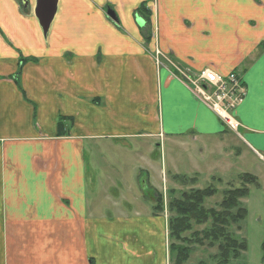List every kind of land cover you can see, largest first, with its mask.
<instances>
[{
    "label": "crops",
    "instance_id": "crops-1",
    "mask_svg": "<svg viewBox=\"0 0 264 264\" xmlns=\"http://www.w3.org/2000/svg\"><path fill=\"white\" fill-rule=\"evenodd\" d=\"M155 49L194 78L238 75L236 132ZM226 135L264 160V0H0V264H168L166 217L120 208L158 188L112 175L151 141Z\"/></svg>",
    "mask_w": 264,
    "mask_h": 264
},
{
    "label": "rangeland",
    "instance_id": "rangeland-1",
    "mask_svg": "<svg viewBox=\"0 0 264 264\" xmlns=\"http://www.w3.org/2000/svg\"><path fill=\"white\" fill-rule=\"evenodd\" d=\"M156 51L176 64L169 55L163 54L158 49L151 53L154 61ZM156 65L168 69L174 76L178 74L163 57H159V64L156 63ZM179 69L183 68L179 67ZM227 130L234 132L229 128ZM150 145L152 156H148L145 149L139 151V156L128 154L126 159L124 157L123 169L118 168L116 177L113 174L112 178L114 181L122 179L121 183L125 190L130 184L137 189L135 177L139 170L146 171L142 174L141 182H146L148 177L149 184L158 188V193L163 197L162 215L166 217V220L169 217L168 202L172 198H178L181 192H188L191 188L202 190L212 186L215 189V195L207 199L204 206L215 208L222 201L226 190L240 187V176L249 174L256 178L258 186L248 185V196L241 200L242 206L247 211L245 219L238 228L236 225H232L227 229L237 239L245 241L247 246L246 251L238 259H232L229 264H264V160L250 153L237 138L228 135L222 136L216 141L199 139L196 142H191L189 138H186L183 146L172 143V141L159 143L158 140L151 141ZM153 155H156L155 158H152ZM145 158L149 160L151 169L148 163L144 162ZM174 176H183L188 180L194 179V182L188 181L189 184L181 186L173 180ZM115 190L117 191V189ZM133 190L131 192L127 190L129 192L127 194L131 195V199L128 201L130 204L122 205L120 208L125 213H131L134 209H139L140 206L142 211H146L148 207L152 209L154 203L146 202L145 204L144 201L147 199L140 200L141 205H138L133 196L135 193ZM135 194L137 195V193ZM112 206L111 202L103 204L104 208L114 213L116 210ZM203 228V226H194L192 232L201 231ZM188 234L185 236L189 237ZM216 253V247L206 249L193 246V253L185 264H198L199 262L216 264V261L212 260V256Z\"/></svg>",
    "mask_w": 264,
    "mask_h": 264
},
{
    "label": "trees",
    "instance_id": "trees-1",
    "mask_svg": "<svg viewBox=\"0 0 264 264\" xmlns=\"http://www.w3.org/2000/svg\"><path fill=\"white\" fill-rule=\"evenodd\" d=\"M138 15L144 23H148L149 13L143 7L139 8ZM59 124L58 134L63 135L61 122ZM173 180L181 186L188 181L194 182V179L188 180L183 176H174ZM239 180L240 187L226 190L222 201L215 208L204 206L205 201L215 195V189L212 186L202 190L191 188L168 202L169 217L166 220L168 264H185L193 253V246L206 249L216 247L217 253L212 256L216 264H229L232 259H238L246 251L245 241L237 239L227 229L232 225L238 228L245 219L247 211L242 206L241 200L248 196V185L258 186V184L256 178L249 174L240 176ZM148 193L147 190L144 198L149 197ZM152 193L155 196L152 212L155 215H161L163 197L158 192ZM194 226L204 228L201 231L192 232ZM187 233L189 237L185 236Z\"/></svg>",
    "mask_w": 264,
    "mask_h": 264
},
{
    "label": "built area",
    "instance_id": "built-area-1",
    "mask_svg": "<svg viewBox=\"0 0 264 264\" xmlns=\"http://www.w3.org/2000/svg\"><path fill=\"white\" fill-rule=\"evenodd\" d=\"M155 54L157 64L159 57H163L178 72V77L190 88L196 99L210 108L229 129H238L239 124L232 116V111L244 97V87L235 73L220 76L213 71L203 70L193 78L158 51Z\"/></svg>",
    "mask_w": 264,
    "mask_h": 264
},
{
    "label": "water",
    "instance_id": "water-1",
    "mask_svg": "<svg viewBox=\"0 0 264 264\" xmlns=\"http://www.w3.org/2000/svg\"><path fill=\"white\" fill-rule=\"evenodd\" d=\"M25 5H26V1H25ZM54 12H55V2L53 3V5L51 7L47 8L46 11L45 10L43 11V14H42L43 16L40 18V25H41L44 33H46V31L49 27V24L52 20ZM107 16L112 20L115 19V17L113 16V13L110 11L107 13ZM136 22L141 27L144 24V21L142 19H137Z\"/></svg>",
    "mask_w": 264,
    "mask_h": 264
}]
</instances>
